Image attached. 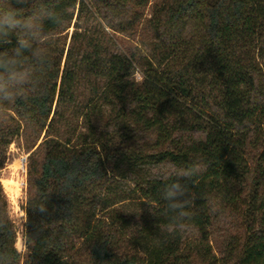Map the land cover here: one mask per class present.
Instances as JSON below:
<instances>
[{
    "label": "trees",
    "instance_id": "obj_1",
    "mask_svg": "<svg viewBox=\"0 0 264 264\" xmlns=\"http://www.w3.org/2000/svg\"><path fill=\"white\" fill-rule=\"evenodd\" d=\"M144 2L88 0L125 37L148 24L162 62L145 61L142 83L126 79L131 63L120 50L101 56L75 34L67 48L60 38L50 45L41 94L0 115L1 153L22 123L43 150L27 171L24 257L0 184V264H264V0H163L147 20L136 12ZM36 3L69 24L68 10L84 7ZM90 76L87 98L78 88ZM81 122L86 133L76 135ZM173 181L183 208L163 198ZM116 192L150 207L143 253L121 241L130 221L107 201ZM231 231L221 259L189 243Z\"/></svg>",
    "mask_w": 264,
    "mask_h": 264
},
{
    "label": "rangeland",
    "instance_id": "obj_2",
    "mask_svg": "<svg viewBox=\"0 0 264 264\" xmlns=\"http://www.w3.org/2000/svg\"><path fill=\"white\" fill-rule=\"evenodd\" d=\"M163 0H145L143 5L136 8V12L141 15L143 20L149 19L157 4ZM68 15H71L69 27L61 32L60 39L65 42V47L71 42L72 35H78L76 41L84 45L96 46L97 52L102 56H108L113 49L120 50L131 63L130 73L139 70L141 73L145 69V61L150 62L154 67H159L162 62L160 49L155 46L151 40L152 31L145 22L136 25V34L134 37L128 38L124 35L115 33L106 28L101 20L97 17L95 11L84 0V7L75 6L68 10ZM89 43V44H88ZM88 47V49H89ZM66 50L64 51V55ZM91 81V82H90ZM88 84L79 86L78 91L85 94L87 98L91 93V88L94 86L92 77H88ZM108 110V108H104ZM8 116L12 114H7ZM7 117V116H5ZM79 133L85 134L86 128L82 122L79 125L76 135ZM67 137V134H66ZM42 142V137L35 143L34 132L31 127L22 123L21 130L15 140L8 145L4 153L0 152V160L2 161L0 169V184L3 194L7 200L9 218L13 222L17 237L15 247L22 257L26 254V248L22 237V225L25 220L24 207L26 204L27 191V171L30 164L37 163L43 156L42 148L38 145ZM1 151V150H0ZM23 158H26L24 165ZM140 196L126 195L116 192L107 201L114 203L113 208L120 214L125 216L130 221L129 234L122 238L121 241L129 250L139 253L145 252V249L151 244L145 242L143 246L139 245L144 240V233L141 231L145 218L148 217L150 207L141 202ZM105 212H98V216H104ZM248 215L246 214L244 220ZM235 232L231 231L227 234H222L209 240H190L192 247L202 249L209 247L210 255H214L217 259H221L226 255L229 243L235 238ZM137 244L135 247L134 245ZM138 247V248H137Z\"/></svg>",
    "mask_w": 264,
    "mask_h": 264
},
{
    "label": "clouds",
    "instance_id": "obj_3",
    "mask_svg": "<svg viewBox=\"0 0 264 264\" xmlns=\"http://www.w3.org/2000/svg\"><path fill=\"white\" fill-rule=\"evenodd\" d=\"M46 21L51 22V30H46ZM68 24L65 14L43 7L36 0H8L0 4V115H6V107L17 100L41 94L50 65V45L60 38L59 33ZM126 79L139 84L144 77L139 70H131ZM192 174L188 169L183 173ZM183 194L178 181L166 184L162 193L172 208L185 206L186 202L178 199Z\"/></svg>",
    "mask_w": 264,
    "mask_h": 264
},
{
    "label": "built area",
    "instance_id": "obj_4",
    "mask_svg": "<svg viewBox=\"0 0 264 264\" xmlns=\"http://www.w3.org/2000/svg\"><path fill=\"white\" fill-rule=\"evenodd\" d=\"M22 160H23V162H24V165H25V162H26V158H23Z\"/></svg>",
    "mask_w": 264,
    "mask_h": 264
}]
</instances>
